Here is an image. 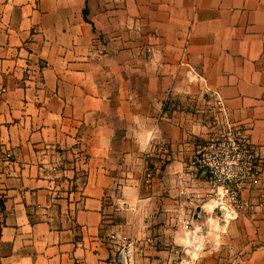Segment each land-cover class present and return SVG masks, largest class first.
<instances>
[{
	"label": "crops",
	"instance_id": "0c3cea01",
	"mask_svg": "<svg viewBox=\"0 0 264 264\" xmlns=\"http://www.w3.org/2000/svg\"><path fill=\"white\" fill-rule=\"evenodd\" d=\"M216 95L264 167V0H0V264H264V176L192 174Z\"/></svg>",
	"mask_w": 264,
	"mask_h": 264
},
{
	"label": "built area",
	"instance_id": "2783aa9c",
	"mask_svg": "<svg viewBox=\"0 0 264 264\" xmlns=\"http://www.w3.org/2000/svg\"><path fill=\"white\" fill-rule=\"evenodd\" d=\"M215 104L219 113H226L227 107L218 95ZM228 128L225 138L216 140L211 136L198 144L192 174L207 180L216 210L221 212V208H224L227 216L240 212L251 215L256 212L260 201L256 200V195L245 197L244 191L263 179L264 170L257 164L254 145L246 133L247 127L230 122ZM3 160L7 158L4 156ZM122 249H125L126 260L130 262L134 256L135 242L123 237L119 251Z\"/></svg>",
	"mask_w": 264,
	"mask_h": 264
},
{
	"label": "rangeland",
	"instance_id": "374dc122",
	"mask_svg": "<svg viewBox=\"0 0 264 264\" xmlns=\"http://www.w3.org/2000/svg\"><path fill=\"white\" fill-rule=\"evenodd\" d=\"M218 109L219 108L216 107L215 100H214L212 105H211V108H210L211 114L209 116V121H210V124H211L212 131H211V133H210V135L208 137L209 139H210L211 136H212L211 138L216 139V140L225 138L226 133H227V131L229 129L228 128V124L230 122L234 123L236 125L245 126L244 124L233 122L230 119V117L228 116L227 112L226 113L225 112L224 113H219ZM246 133L250 137V139L252 140L251 133H250L248 127H247V132ZM208 138L204 139L202 142L208 140ZM252 144L254 145V149H255V144H254L253 140H252ZM255 152H256V150H255ZM256 155H257V153H256ZM257 159H258V156H257ZM257 164H258V166L260 168H262L264 170V167L259 164V160H258ZM260 184H261V181H259L257 184H255L252 188L247 189L246 191H244V196L245 197L251 196V192L254 191V189L258 188ZM257 199H258V201L261 200L259 197H257L256 200Z\"/></svg>",
	"mask_w": 264,
	"mask_h": 264
},
{
	"label": "water",
	"instance_id": "95a60500",
	"mask_svg": "<svg viewBox=\"0 0 264 264\" xmlns=\"http://www.w3.org/2000/svg\"><path fill=\"white\" fill-rule=\"evenodd\" d=\"M221 213H222L223 215H226V210H225L224 208H221ZM118 258H119V262H120V263L125 264V260H126L125 249H122V250H121V252H120Z\"/></svg>",
	"mask_w": 264,
	"mask_h": 264
},
{
	"label": "trees",
	"instance_id": "16d2710c",
	"mask_svg": "<svg viewBox=\"0 0 264 264\" xmlns=\"http://www.w3.org/2000/svg\"><path fill=\"white\" fill-rule=\"evenodd\" d=\"M87 13V9H85V14Z\"/></svg>",
	"mask_w": 264,
	"mask_h": 264
}]
</instances>
